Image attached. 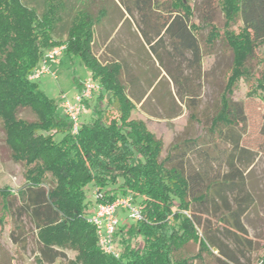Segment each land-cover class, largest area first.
Masks as SVG:
<instances>
[{"label":"trees","instance_id":"obj_1","mask_svg":"<svg viewBox=\"0 0 264 264\" xmlns=\"http://www.w3.org/2000/svg\"><path fill=\"white\" fill-rule=\"evenodd\" d=\"M96 2L42 0L37 7L28 0H0V124L11 159L23 166V187H46L48 213L36 231L40 250L47 257L65 253L64 249L77 252L75 259L56 256L59 264H248L241 262L240 255L245 256L253 244L244 218L256 200L248 171L257 152L242 143L248 123L246 110L243 102L230 95L235 81L247 73L256 49L264 45V0L197 3L201 21L211 28L208 42L218 39L214 29L218 4L227 23L240 21L243 26L239 35L226 32L234 56L232 74L218 108L204 126L216 144L231 147L228 170L213 176L204 166L209 151L200 147L201 137L176 141L163 157V141L143 121L131 118L143 100L144 112L154 110L158 115L155 100L168 110L171 97L187 104L191 118L196 119L198 94L191 81L195 76L201 78L203 60L192 21L196 0L193 8L184 0L116 3L127 7L133 18L131 7L138 8L135 46L139 60L131 87L123 79V63L104 62L94 51L95 28L103 19ZM63 34L67 36L66 54L82 59L99 82V101L106 99V106L97 105L96 115L81 122L77 133L58 103L30 78L47 50L65 44L59 39ZM143 64L151 68L156 64L158 71L143 69ZM184 67L193 75L186 74ZM164 82L167 93L160 97ZM22 111L30 112L34 119L23 116ZM192 153L200 161L204 156L203 169L196 170L207 181L204 191L194 196L190 178L178 164ZM88 186L94 189L95 202L88 199ZM129 194L136 202L141 198L143 219L121 221L113 236L119 254H106L89 217L98 202ZM13 196L10 188L0 190L1 211L7 215ZM207 200L218 214L217 224L200 231L193 210ZM189 245H195L196 252L183 254ZM35 261L45 264L39 255ZM259 264H264V254Z\"/></svg>","mask_w":264,"mask_h":264},{"label":"rangeland","instance_id":"obj_2","mask_svg":"<svg viewBox=\"0 0 264 264\" xmlns=\"http://www.w3.org/2000/svg\"><path fill=\"white\" fill-rule=\"evenodd\" d=\"M28 1L31 2V0ZM184 1L193 8V0ZM199 1L196 0L192 15V21L197 27V34L203 49L201 78L195 76L191 81L192 90L198 94L196 119L191 118V109L187 104L179 99L174 101L171 97L168 98V110L162 109L158 111V115L154 110L143 112L136 108L131 114L132 119L143 121L146 128L163 141V157L170 145L176 141L183 138H202L200 147L209 151L207 162L203 159L204 156L200 161V158L197 159L196 155L192 153L191 158L178 163L190 178L192 196L202 193L207 184V181L196 170L199 168L201 171L203 169L201 165L204 162L210 176L216 173L222 175L228 170L227 157L231 147L224 142L216 144L204 126L210 119V115L218 108L232 74L234 56L233 50L226 40V32L231 31L239 35L243 31L240 21L237 23L226 22L224 12L218 4L214 12V29L217 31L218 39L214 43L208 42L207 38L211 33V28L201 21V13L197 4ZM41 3L42 0H33L32 4L41 7ZM66 37H62L60 41L66 44ZM48 65L51 71L55 72L56 78L46 74L37 82L45 95L57 102L62 110L63 99L73 98L80 90V83L93 79V76L82 59L74 55L65 54L61 57L60 63L49 61ZM247 66V73L235 81L230 97L244 103L248 123L242 143L257 152L254 164L248 171L249 186L256 200L244 218V224L253 244L247 248L245 256L240 255V260L242 263L259 264L260 258L264 254V103L261 100V98L264 99V45L256 49L255 56L249 60ZM151 67L145 64L142 66L148 71H158L156 64L153 65V68ZM183 69L184 72L187 71L186 74L193 75V72L188 71L185 67ZM96 83L99 84L97 80ZM99 96L100 90L95 91L92 99L87 103L81 121L88 122L94 114L96 115L97 105L102 108L106 106V99L104 102H100ZM21 114L29 119H34V115L30 112L22 111ZM24 181L23 166L11 159V151L5 142V133L0 124V190L7 187L14 193L10 215L1 211L0 198V264H36V255L42 257L45 264H59V262L55 263L56 256L64 260L75 259L77 252L72 249H64L65 253L61 254L49 253L48 257L40 250L36 231L42 224V217L48 213L45 197L46 187L41 190L27 189L23 187ZM111 187L113 186L111 185ZM93 192L94 189L90 190V186H88V199L95 202ZM140 199V197L136 198L137 202H140ZM90 208L89 211L92 210ZM193 215L200 231L217 224L218 214L210 200L198 204L193 210ZM120 218L122 222L134 221L129 219L126 211H120ZM229 244L232 248L234 247V243L230 239ZM196 250L195 245H189L182 252L190 255Z\"/></svg>","mask_w":264,"mask_h":264},{"label":"built area","instance_id":"obj_3","mask_svg":"<svg viewBox=\"0 0 264 264\" xmlns=\"http://www.w3.org/2000/svg\"><path fill=\"white\" fill-rule=\"evenodd\" d=\"M66 54V44L57 45L45 53L41 63L31 75L32 80H38L43 75H50L56 78L55 72L51 71L49 61L61 62V57ZM100 89V85L94 79L82 83L76 95L62 101V111L71 121L74 133L78 132L81 124V116L87 108V103L92 99L95 91ZM102 197V194L98 195ZM120 211H126L129 219L139 221L143 219L142 205L134 200L132 195L119 196L113 201L98 202L89 221L96 226L101 250L109 255L117 256L119 253L115 246L113 236L121 223Z\"/></svg>","mask_w":264,"mask_h":264},{"label":"crops","instance_id":"obj_4","mask_svg":"<svg viewBox=\"0 0 264 264\" xmlns=\"http://www.w3.org/2000/svg\"><path fill=\"white\" fill-rule=\"evenodd\" d=\"M96 11L101 13L103 19L100 20L95 28L94 51L104 62H121L123 63V79L131 87L132 80L137 72V55L136 39L138 38L137 21L138 8L132 6L131 10L135 17L128 15V8L120 4L116 6L119 0H96ZM33 3V0H31ZM104 3V4H103ZM130 20H129V18ZM66 35L59 36V39ZM141 36V35H140ZM164 74V73H163ZM141 80V84H142ZM81 83L79 89L81 88ZM168 84L164 82L163 89L159 91L160 97L167 93ZM135 87V84H134ZM144 101V100H143ZM143 101L136 105V109L144 112ZM155 109L162 110L163 107L155 100ZM93 117V116H92ZM82 118V116H81ZM83 122V121H81Z\"/></svg>","mask_w":264,"mask_h":264}]
</instances>
